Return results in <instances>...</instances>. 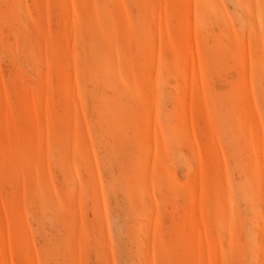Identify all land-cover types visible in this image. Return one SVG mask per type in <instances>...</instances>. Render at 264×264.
<instances>
[{
    "label": "rangeland",
    "instance_id": "1",
    "mask_svg": "<svg viewBox=\"0 0 264 264\" xmlns=\"http://www.w3.org/2000/svg\"><path fill=\"white\" fill-rule=\"evenodd\" d=\"M0 264H264V0H0Z\"/></svg>",
    "mask_w": 264,
    "mask_h": 264
}]
</instances>
